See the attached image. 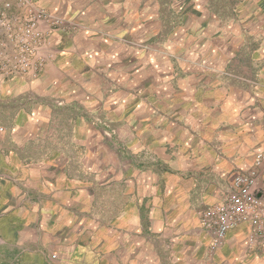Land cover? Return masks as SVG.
Wrapping results in <instances>:
<instances>
[{
    "label": "crops",
    "instance_id": "1",
    "mask_svg": "<svg viewBox=\"0 0 264 264\" xmlns=\"http://www.w3.org/2000/svg\"><path fill=\"white\" fill-rule=\"evenodd\" d=\"M32 5L80 30L0 74V264H264L250 224L210 257L200 222L264 150V0H0L6 66Z\"/></svg>",
    "mask_w": 264,
    "mask_h": 264
},
{
    "label": "built area",
    "instance_id": "2",
    "mask_svg": "<svg viewBox=\"0 0 264 264\" xmlns=\"http://www.w3.org/2000/svg\"><path fill=\"white\" fill-rule=\"evenodd\" d=\"M41 18L58 25L62 23V20L53 18L44 11L36 18H31L20 38L18 53L11 65L6 66V63L0 61L1 70L7 73L12 70L36 73L41 68L43 60L39 63L33 62L32 55L27 54L32 47L39 48L41 45L39 39H42V34L37 25V21ZM262 182H264V150L255 153L251 167L233 176L232 189L223 201L201 211V226L210 236L208 246L210 257L224 245L228 232L240 224L248 223L253 227L251 243L264 236V200L258 195Z\"/></svg>",
    "mask_w": 264,
    "mask_h": 264
},
{
    "label": "rangeland",
    "instance_id": "3",
    "mask_svg": "<svg viewBox=\"0 0 264 264\" xmlns=\"http://www.w3.org/2000/svg\"><path fill=\"white\" fill-rule=\"evenodd\" d=\"M23 2H26V0H22ZM29 3V2H27ZM30 3L32 4L33 3V0L31 1L30 0ZM23 4V3H22ZM35 6V5H34ZM28 11V12H27ZM44 11L46 14L48 13L51 17L53 18H57V19H60L62 20V18L60 17H57V16H54L53 14L49 13L45 8L43 7H33L30 6V7H26V12L23 13L24 16L19 19L17 22V27H14V25L12 24H9V23H4L3 26L5 27H8V30L9 31V36H13L14 38V41H16L15 43V46H16V53H18V49H19V46H20V43H21V36L23 35V32L25 31V28L26 26H28L29 24V20L31 18H36V16L40 13ZM45 24L47 27H48V31L50 30H65V32H77L80 30V26L77 24V22H66V21H63L62 20V23H60L59 25L58 24H55V23H52L51 21H47V20H44V19H40L39 21H37V25H38V30L41 31V34H42V39H39V42L41 43V45H39V48H35L36 46L32 47L28 52L27 54H29L30 56L32 55V59H33V62H36V63H39L41 60L42 61V65H41V68L36 72L34 73L33 71H27V72H19L20 74H25V73H28V72H31L34 74V76H37V73L40 72L41 70L44 69L45 67V64L49 61V60H52L53 59V55L52 54H49V56H43L42 54H40V48L42 47V45L44 43H46V41H48V39L46 38L45 36V33L43 31H45L42 27V24ZM10 26V27H9ZM16 30V31H15ZM13 31L17 32L16 34L13 33ZM11 34V35H10ZM14 34V35H13ZM13 41V42H14ZM25 41H28V40H25ZM130 43H137L135 41H132V40H129ZM32 43V42H31ZM133 44V45H134ZM37 45V46H38ZM136 46V45H134ZM1 61V60H0ZM35 65V64H34ZM5 71L1 70L0 69V74L3 73ZM39 75V74H38ZM61 100V99H60ZM58 100L59 102H57V105H63V101L61 100ZM3 128L0 127V131H2ZM251 167V166H250ZM14 175H12L10 172L8 171H2L0 169V182L4 184H7V182L9 183L12 179ZM104 189V188H103ZM104 191V190H103ZM102 194H104V192H102ZM5 241L4 237L2 236L1 232H0V244H3ZM23 249H27V248H23ZM49 254L48 255V259H47V255L44 257V262L43 264H45V259H47V263L46 264H71V262H66L64 263L62 260H61V255L59 254V252L57 251V249H53L52 248H45ZM45 252V250H44ZM41 264L42 262H39L37 260L36 257H33L32 260L30 259L29 261V264Z\"/></svg>",
    "mask_w": 264,
    "mask_h": 264
}]
</instances>
